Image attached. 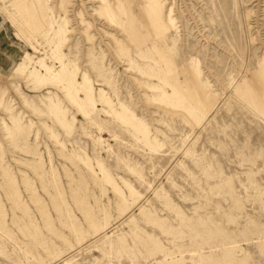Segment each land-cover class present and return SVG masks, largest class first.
Listing matches in <instances>:
<instances>
[{
	"label": "rangeland",
	"instance_id": "374dc122",
	"mask_svg": "<svg viewBox=\"0 0 264 264\" xmlns=\"http://www.w3.org/2000/svg\"><path fill=\"white\" fill-rule=\"evenodd\" d=\"M0 264H264V0H0Z\"/></svg>",
	"mask_w": 264,
	"mask_h": 264
}]
</instances>
